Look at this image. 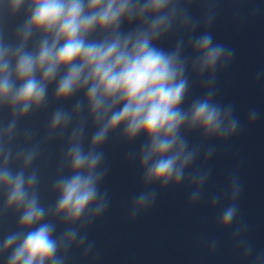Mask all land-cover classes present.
I'll return each instance as SVG.
<instances>
[{
    "label": "clouds",
    "instance_id": "1",
    "mask_svg": "<svg viewBox=\"0 0 264 264\" xmlns=\"http://www.w3.org/2000/svg\"><path fill=\"white\" fill-rule=\"evenodd\" d=\"M192 0H0V10L23 20L9 35L0 29V218H17L16 230L0 237L3 264H67L73 249L87 259L94 242L87 228L110 206L101 185L108 174L103 146L109 137L143 143L129 158L138 161L143 190L133 197L129 218L151 210L158 192L187 183L190 206L198 204L212 174L193 166L216 154L210 141L227 143L241 131L232 103L217 102V72L228 68L235 49L210 31L216 12L201 19L189 9ZM203 25V31L197 35ZM176 35L171 48L160 42ZM190 50V55L186 52ZM192 77L203 94L191 99ZM264 79V70L256 80ZM57 105L46 135L36 139L20 122L47 107L49 89ZM75 101L71 108L64 105ZM260 113L250 109L248 125ZM91 132L87 147L85 139ZM200 143L190 145L188 136ZM67 137L50 182L52 204L42 202L37 161L45 147ZM157 186L158 189H157ZM243 185L233 173L223 193L211 197L217 223L228 229L237 220ZM244 227L232 233L237 240ZM217 241L210 242L214 252ZM238 247L247 259L252 247ZM251 264H264V252Z\"/></svg>",
    "mask_w": 264,
    "mask_h": 264
},
{
    "label": "water",
    "instance_id": "2",
    "mask_svg": "<svg viewBox=\"0 0 264 264\" xmlns=\"http://www.w3.org/2000/svg\"><path fill=\"white\" fill-rule=\"evenodd\" d=\"M209 8L216 12L210 31L217 41L235 49L231 65L217 72L216 100L235 106L241 131L227 143L210 141L205 145V148L214 145L216 154L205 164L202 153L193 166L195 169L203 165L212 170L198 204H188L191 189L184 183L158 192L154 207L135 220L129 218V208L143 186L138 161L129 158V153L138 152L144 138L141 136L128 144L120 139L119 133L110 136L103 146L108 174L101 185V191L109 194L110 206L87 228L89 241L94 242L93 252L84 259L81 251L73 249L67 264H251L257 254L264 252V79L256 80L257 73L264 70V0H192L189 12L199 20ZM22 20L23 13L10 18L3 10L2 30L11 35ZM203 30L201 25L197 35ZM177 38L170 36L161 41L160 46L171 48ZM186 54L190 55V50ZM53 91L49 89L47 107L20 122L21 133L30 129L37 140L46 135L47 123L57 106L52 100ZM203 91L202 82L192 77L185 106ZM74 102L69 101L64 107L71 108ZM250 109L260 113L251 126L247 122ZM7 119L8 113L0 112V122ZM90 135L89 131L85 147ZM66 139L65 136L47 145L37 161L40 195L46 205L55 201L50 182L55 177L57 159ZM188 139L190 145L200 143L198 134H190ZM234 172L243 185L239 212L230 228L221 229L217 218L228 201L225 199L212 209L210 200L213 195L224 192ZM16 222L17 218L11 213L0 218V237L15 231ZM238 225L245 230L233 240L232 233ZM213 240L217 241L214 252L209 250ZM240 240L252 247L247 259L243 249L238 247ZM0 264H3L2 259Z\"/></svg>",
    "mask_w": 264,
    "mask_h": 264
}]
</instances>
